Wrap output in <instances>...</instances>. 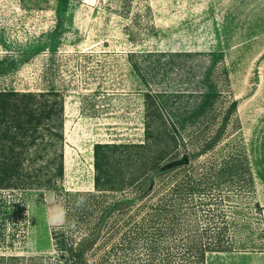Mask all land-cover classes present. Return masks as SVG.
Returning a JSON list of instances; mask_svg holds the SVG:
<instances>
[{
	"label": "rangeland",
	"instance_id": "rangeland-1",
	"mask_svg": "<svg viewBox=\"0 0 264 264\" xmlns=\"http://www.w3.org/2000/svg\"><path fill=\"white\" fill-rule=\"evenodd\" d=\"M3 89L64 96L65 175L54 190L0 191V264H75L72 252L96 219L78 223L86 214L67 210V192L94 191L95 144L143 143L145 92L184 119L187 175L214 179L230 160L244 169L202 187L207 205L195 211L226 216L200 226L228 222L235 246L206 264H264V0H0ZM137 195L111 192L105 201ZM156 197L114 214L85 244V264H170L135 238L148 212L141 203Z\"/></svg>",
	"mask_w": 264,
	"mask_h": 264
},
{
	"label": "trees",
	"instance_id": "trees-1",
	"mask_svg": "<svg viewBox=\"0 0 264 264\" xmlns=\"http://www.w3.org/2000/svg\"><path fill=\"white\" fill-rule=\"evenodd\" d=\"M232 105L237 107V101ZM144 106L143 143L95 144L94 191L67 192L71 198L67 200V210L86 214L77 219L78 223L86 225L85 222L96 219L95 228L82 238L78 251L73 253L70 248L72 256L78 258L75 264H85L82 259L85 244L96 242L114 214L124 212L135 203L146 202L155 194V203H141L148 212L136 224L135 233L137 242L143 248L146 246L155 260L165 254L171 257L170 264H206V256L210 253L235 252L229 240L228 222L223 221L219 227L200 226V220L214 223L226 216L224 212L215 207L204 217L195 210L204 211L202 205H207L201 200L202 187L214 182L220 184L226 172L244 174L241 163L237 164V160L225 162L213 172L214 179L206 176L197 180L187 175L184 167L191 157L180 155V150L186 146L185 136L189 134L184 119L168 116L163 102L151 92H145ZM228 120L230 116L224 117L220 133ZM64 123L65 98L59 91L0 90V191L54 190L59 186L65 175ZM219 137L217 134L206 143L201 155ZM133 189L138 191L133 203L126 198L105 201L108 193L123 194ZM195 197L199 200L191 208L189 202ZM99 214L95 218L94 215Z\"/></svg>",
	"mask_w": 264,
	"mask_h": 264
},
{
	"label": "clouds",
	"instance_id": "clouds-1",
	"mask_svg": "<svg viewBox=\"0 0 264 264\" xmlns=\"http://www.w3.org/2000/svg\"><path fill=\"white\" fill-rule=\"evenodd\" d=\"M81 203L80 201H78V204Z\"/></svg>",
	"mask_w": 264,
	"mask_h": 264
}]
</instances>
